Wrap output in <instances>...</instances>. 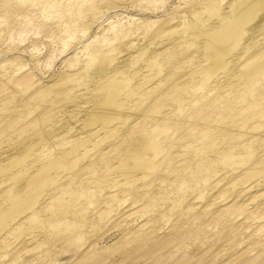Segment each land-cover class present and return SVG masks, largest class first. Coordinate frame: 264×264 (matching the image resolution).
<instances>
[{"label": "bare ground", "instance_id": "1", "mask_svg": "<svg viewBox=\"0 0 264 264\" xmlns=\"http://www.w3.org/2000/svg\"><path fill=\"white\" fill-rule=\"evenodd\" d=\"M166 2L0 0V264H264V0Z\"/></svg>", "mask_w": 264, "mask_h": 264}, {"label": "rangeland", "instance_id": "2", "mask_svg": "<svg viewBox=\"0 0 264 264\" xmlns=\"http://www.w3.org/2000/svg\"><path fill=\"white\" fill-rule=\"evenodd\" d=\"M165 4L166 5L163 6L164 8H160L159 12L155 13L157 16H161L164 11L167 12L168 14L172 13L176 7H178V6L182 7V5H180V4H183V2H182V0H167V2ZM125 12H127V14L124 13L123 14L124 17L126 15L136 16V17H139V16L145 17L146 16L145 11H143V9L139 8L138 6L130 7ZM117 20H122V17L118 18ZM117 20H114V21H117ZM123 22H125V21L122 20L121 23H123ZM30 40L31 39L29 37V39L26 40L28 42L22 43L20 45V47H18L16 52H18L20 54V56H22V57L25 56L24 58H26V56H29L31 53H34L38 56V62L36 63L35 61H33L31 64L33 65L35 72H37L36 73L37 76L41 80H43V81L47 80L48 76H51V77L57 76L58 74H60L61 72L65 71L67 69L65 64H64V61H62V59H58L57 61H53V63H51L50 65L46 64L47 58L50 56V53L53 52V49H56V47H58V44L56 45V43H54V39L47 38V39L40 40L38 38L36 40H32V42H30ZM12 52L13 51H9L8 56L11 55ZM37 64H39V66ZM112 240L113 239H110L108 237V238L103 239L100 242V244L105 245L106 243H108Z\"/></svg>", "mask_w": 264, "mask_h": 264}]
</instances>
